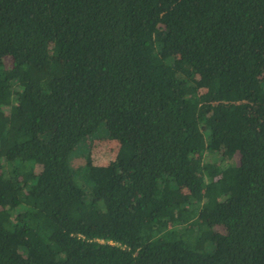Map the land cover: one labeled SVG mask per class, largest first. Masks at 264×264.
Returning a JSON list of instances; mask_svg holds the SVG:
<instances>
[{"label":"trees","instance_id":"16d2710c","mask_svg":"<svg viewBox=\"0 0 264 264\" xmlns=\"http://www.w3.org/2000/svg\"><path fill=\"white\" fill-rule=\"evenodd\" d=\"M0 264H264V0H0Z\"/></svg>","mask_w":264,"mask_h":264},{"label":"rangeland","instance_id":"374dc122","mask_svg":"<svg viewBox=\"0 0 264 264\" xmlns=\"http://www.w3.org/2000/svg\"><path fill=\"white\" fill-rule=\"evenodd\" d=\"M10 60V58L7 59L8 64ZM124 137L128 140H137L139 142L145 143L144 136L140 133H126L124 134ZM118 146V139H113L109 137L105 131H101L91 140V142L88 143L87 147L82 148L81 152L88 149L94 163L99 165H108L112 163L117 152ZM203 238L204 240L202 245L207 247L208 250H210L211 247L208 244L211 240V235L204 234Z\"/></svg>","mask_w":264,"mask_h":264}]
</instances>
